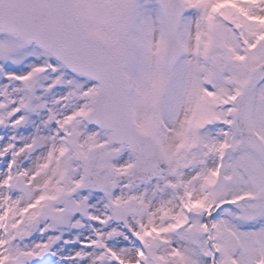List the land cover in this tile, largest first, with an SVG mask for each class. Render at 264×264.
Wrapping results in <instances>:
<instances>
[{
	"label": "snow or ice",
	"instance_id": "obj_1",
	"mask_svg": "<svg viewBox=\"0 0 264 264\" xmlns=\"http://www.w3.org/2000/svg\"><path fill=\"white\" fill-rule=\"evenodd\" d=\"M0 264H264V0H0Z\"/></svg>",
	"mask_w": 264,
	"mask_h": 264
}]
</instances>
